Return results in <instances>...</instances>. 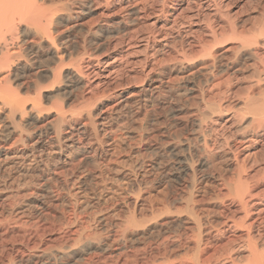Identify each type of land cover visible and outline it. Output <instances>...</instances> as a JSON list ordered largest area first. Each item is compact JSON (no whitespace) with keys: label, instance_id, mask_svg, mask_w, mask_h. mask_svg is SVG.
Segmentation results:
<instances>
[{"label":"bare ground","instance_id":"6f19581e","mask_svg":"<svg viewBox=\"0 0 264 264\" xmlns=\"http://www.w3.org/2000/svg\"><path fill=\"white\" fill-rule=\"evenodd\" d=\"M177 78L205 110L117 157ZM259 148L264 0H0V264H264Z\"/></svg>","mask_w":264,"mask_h":264},{"label":"rangeland","instance_id":"374dc122","mask_svg":"<svg viewBox=\"0 0 264 264\" xmlns=\"http://www.w3.org/2000/svg\"><path fill=\"white\" fill-rule=\"evenodd\" d=\"M254 3L256 4V2H254ZM254 3L252 4L253 6L252 5H251V7L249 6V9L247 10V12L242 13L239 16V20H243V19L247 20L248 19L252 23L259 17L257 15H252V12H253L252 8L255 5ZM94 16H96V14H93L90 17H88L86 19V21H88V20H89L88 22L93 21L96 18ZM249 16H251V17H249ZM251 23L248 21L247 25H250ZM175 46L179 47V42H176ZM169 64L170 63H167V66H169ZM237 78L239 80L237 79V81L234 83V86H238L241 83H243L245 80L249 79V77H247V75H244V74L243 75H237ZM239 81H241V82H239ZM185 85H186L185 80L177 78V83L175 85L176 86V93L169 100L172 102L174 108H176L177 110H179V109L184 110V112H183L184 118L179 117V116H183V115H179L180 110L178 112L176 111L177 112V115L175 116L176 120H173V118H170V116H171L170 110H164L165 114L163 115L162 112H164V111H162V109H157V110L155 109L157 112L156 113L154 112V114L152 113L151 115L149 114L148 116L140 115L134 121L125 122L123 124L121 133L124 134V136L126 137L127 145H126V147H123V148L117 150V153H118L117 157H120V156H121V158L122 157H130L133 160H137L139 162L144 163L149 168V165L151 166V165H154L155 163L159 162V161H157V156L154 155V151L152 150L153 145L156 143L155 140H157V136H162L165 129L168 130L169 132L173 133V134L174 133L180 134V131H181L182 135L186 134V132L182 130L183 120L187 119V117L185 115L188 116L197 107H200V109L203 111L205 110V108L203 105H201L199 103V93L197 92L198 90H196L194 93L184 92L183 89H184ZM233 99H234V97L232 99L230 98V99H226V100H223L222 98H217V101H219L221 103L231 104ZM183 102H186V103H183ZM183 105L185 107L189 108V110H186L187 108H185ZM168 114H169V116H167ZM153 115H154V117H152ZM159 115H160V118H158ZM155 118L159 122L156 123L154 121ZM191 118L195 119V116H191ZM159 119H161V120H159ZM164 119H166V121ZM167 120H169V121H167ZM167 128H169L170 130ZM217 133H219V134H217V135H219V136H217V138H218L217 145H218L219 143H222L224 134L222 133V131H218ZM245 147L246 146L241 147V152L239 154V157L241 160L245 161V163L247 164V167H248L247 171H249L248 173L252 174L253 173L252 170L255 171L256 168H254L253 165L251 167H249V166L252 163L254 151H252L250 148H245ZM106 148H108V150H110L111 147L107 146ZM263 149L264 148L260 149L258 151V153L261 152ZM219 156H220V154L217 155V157H219ZM217 157H214V159H213L214 161L212 160L213 161L212 163H214V162L215 163L211 166L209 171H211V173L218 174L219 166L223 167L224 165H227L228 170L225 173V178H227L229 180H234V178H233V176H234V167L233 166L234 165L232 163L224 164L223 161H220V159H218ZM220 162H222V163H220ZM219 190L220 191L222 190L221 185H219ZM158 191H159V189H153L152 193L157 194ZM228 203L229 202H227V204Z\"/></svg>","mask_w":264,"mask_h":264}]
</instances>
